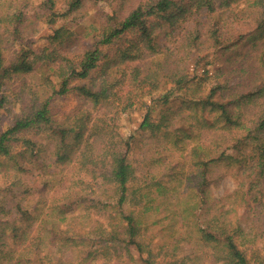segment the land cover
Returning <instances> with one entry per match:
<instances>
[{"label": "trees", "instance_id": "obj_1", "mask_svg": "<svg viewBox=\"0 0 264 264\" xmlns=\"http://www.w3.org/2000/svg\"><path fill=\"white\" fill-rule=\"evenodd\" d=\"M89 1L92 0H64V5L59 7L57 0H43L34 11L27 13L23 10L29 5L26 0L17 3H13L14 0H0V92L16 78L38 71L43 76L39 86L27 89L28 103L23 114L16 115L0 133V155L10 156V166L16 174L27 173L35 167L47 169L40 154L47 146L56 158L55 165L80 164L86 170L92 188L98 187L100 194L87 192V187L79 190L78 184L83 181L71 183L62 200L51 202V210L65 215L74 205L87 204L105 210L113 208L121 220L99 240L132 246L145 264H154L149 259L152 257L150 242L138 241L137 236L154 226L168 230L178 225L176 219L167 228L162 222L176 215L169 210L164 217L157 216L150 221L151 213L163 210L162 196L170 192L168 178H175V166L167 165L165 168L169 171V174H163L166 180L164 176L159 178L148 174L141 176L140 184H135L138 176L127 160L133 137L118 135L111 141L108 150L105 142L100 143V132L93 129V132L87 133L88 126L79 118L59 120L51 109L54 99L72 90L94 105L118 94L119 91H114L117 82L110 83L109 80L97 86L72 83L90 77L99 66L105 47L123 40L128 33H134L139 45L119 49V64L124 65L121 75L125 70L127 75L130 69L129 86L133 85L136 90H140L149 79L154 90L162 84L171 83L179 91L174 99L180 100L178 111L168 113L162 108L157 113L156 121L152 116L155 108L147 111L139 129L159 132L166 140L172 139L173 146L182 144L181 149H186V142L198 136L209 138L189 148V169L175 173L176 178L194 184L191 199L195 205L191 208V214L199 208L210 209L212 192L209 175L215 165L227 163L241 177L239 188L229 194L235 199L232 210L221 211L206 226L195 225L194 232L204 246L212 248L213 255L221 264H264V254L259 249H255L253 256L249 257L245 248L264 238L258 227L262 214H255L257 208L264 212V110L254 115L253 119H244L247 115L242 107V104L264 96V59H260L258 66L253 64V60L249 67L230 71L227 73L231 75L230 79L219 81L211 88L199 84L205 81L202 77L194 86L190 70L191 64L198 65L200 58L209 54L198 55L199 51L226 53L240 44L245 37L237 30L242 21L253 20L257 32H264V0L252 5L247 3L240 9L231 6L239 0H141L122 15L121 5L118 4L111 12L105 13L101 27L94 33L84 34L88 37L81 41L79 36L82 32L77 30L80 19L88 14L86 3ZM117 1L106 0L109 5ZM42 18H46V23L53 29V33L46 38V44L62 48L60 62L45 59L34 46L32 36L35 23ZM75 42H79L76 46L82 48L77 57H73L75 51L70 49ZM145 56L151 59L147 68L132 66L131 63ZM212 63L205 62L203 68L206 73L205 65ZM232 76L235 78L232 79ZM160 77L164 79L163 83L155 84ZM170 91L159 96L155 106L161 104L163 107L171 103ZM129 93L132 91L121 93V109L127 113L135 104ZM193 125L197 126L198 134L192 130ZM35 128L46 133L48 142L31 140L25 151L12 153L11 141L15 136ZM206 131L211 134H203ZM155 161L164 162V159ZM106 187H109L110 194ZM33 188L34 185H29L21 194L12 196L15 213L10 218H3L5 210L0 204V259L18 257L20 264H47L39 249L42 236L34 228L37 207L32 209V205L25 202ZM19 195L23 197L19 198ZM112 197L116 198V202L111 201ZM240 210H243V214L239 213ZM230 212L235 216V223L229 221ZM62 220H66L65 217ZM213 220L218 221L217 227H211ZM243 220L250 225L242 226ZM58 230L55 226L48 230L51 242L59 241L67 247L81 244L83 247L79 254H84V259L92 255L93 251L86 249L90 244L87 237L69 236ZM22 250L27 253L18 256Z\"/></svg>", "mask_w": 264, "mask_h": 264}, {"label": "rangeland", "instance_id": "obj_2", "mask_svg": "<svg viewBox=\"0 0 264 264\" xmlns=\"http://www.w3.org/2000/svg\"><path fill=\"white\" fill-rule=\"evenodd\" d=\"M19 1L14 0L13 3ZM26 1L29 2V5L25 6L23 10L31 13L43 0ZM57 1L59 7L64 5V0ZM139 1L141 0H119L110 3V5L106 0L87 2L86 9L88 14L80 19V28L78 27L77 30L82 32L79 39L83 41L88 37L84 34L97 31L105 19V13L111 12L118 7V4L121 5L122 15L128 9L136 6ZM186 1L183 0V2ZM257 1L261 0H239L231 6L233 9H237L238 7L240 9L244 8L247 3L252 5ZM36 21L32 36L35 48L47 60L56 59L57 62L62 61V54L60 53L62 48H58L54 44H46V38L53 33L51 26L46 23L47 19L42 18ZM59 24L61 25V22ZM75 28L73 27V29ZM237 30L245 37L232 51L220 53L215 50H202L198 52V55L209 54L203 59L200 58L198 65H190L191 77L193 79L192 84L194 86L202 77L205 79L204 82L199 83L202 87H214L219 81L230 79L231 75L227 74L230 71L239 67H249L253 60L255 61L253 64L257 65L260 63L261 58L264 59V32H257L256 24L253 23V20L242 21L241 26ZM79 42L73 43L74 45L70 48L75 51L73 57L79 56L82 51L81 47L76 46ZM132 45H139L137 35L128 33L127 37L123 40L105 47L99 66L92 71L90 77L72 83V85L93 84L97 86L104 85L103 82L109 80L110 83L117 82L114 91H119L118 94L110 96L107 100L94 105L92 102L83 99L78 92L72 90L54 99L51 104L52 114L59 120H66L69 117L72 120L74 118L81 119L88 126L87 133L93 132V129L94 132H100V143L105 142L108 150L111 141L116 139L118 135L125 138L133 137L127 160L128 163L134 166L136 175L138 176V179L134 182L135 184L141 183L142 175L150 174L161 178L164 176V173L169 174V171L165 170L167 165L171 167L175 166V178H168L170 183L167 185L170 187V192L166 196H162L164 200L163 210L159 213H151L150 221L154 220L157 216L164 217L167 214V210H169L171 211L170 213L173 212L176 215L169 216V219L162 222L167 228L176 219L178 225L172 229L170 227L168 230H161L163 227L160 226L158 228L154 226L146 233L137 236L138 241L147 240V242H150V247L152 248V257H149L150 261L154 264H221L222 262L216 260L217 256L213 255L212 248L202 244L198 234L194 232V227L195 225L206 226V223L219 215L221 211L232 210L235 199L229 197V194L239 188L241 177L227 163L215 165L209 175V187L212 192V198L209 203L210 209L199 208L191 214V208L195 205L191 199L194 184L186 183V179L176 178L175 173L176 171L180 172L189 169V148L199 141H205L209 138L198 136L195 140H188L186 142V149H181L183 147L182 144L176 147L173 146L174 141L172 139L166 140L159 132L152 133L150 130L142 131L139 129V124L147 111L155 108L152 116L154 117L153 120L156 121V118H158L157 113L159 114L162 108L168 113L178 111L180 100L174 99L179 95V91L175 90L171 83L162 84L161 87L155 90L149 84L152 83L151 79L145 85L143 84L140 90H136L133 85L129 86V76L132 75L131 70H127V75L125 73L126 70L123 72V76L121 75V69L124 70V65L119 64V61H121L119 49ZM171 45L173 44H169V46ZM149 60H151L150 57L145 56L141 60L131 64L132 66H141L142 69H145L150 64ZM206 61L213 62L212 65H205L208 70L207 73L205 68H203ZM42 77V73L38 71L31 75L16 78L0 92V133L8 127L16 115L23 114L22 112L28 103L27 89L31 86H39ZM234 78L232 76V79ZM163 80L160 77L155 84L163 83ZM169 89L171 90V103L163 107L161 104L155 106L156 99L167 93ZM128 90L132 91L128 95H132L130 98L135 101V104L127 113L121 109V102L123 101L121 93ZM189 94L193 93L189 92ZM242 105L243 112L247 115L244 119H253L254 115H258L259 112L264 110V96ZM188 122L190 123L191 121ZM192 130L195 134H198L197 126L193 125ZM203 134L209 135L211 133L206 131ZM45 137L46 133L41 129L35 128L21 132L11 141V152L18 153L25 151L28 148V141L31 140H42V142L47 143L48 140ZM40 154L44 158L42 161L45 160L46 162L47 169L42 170L35 167L27 173L17 174L10 166V156L0 155V204L5 210L2 214L3 218L7 219L14 216L15 207L12 196H17V193L21 194L26 187L29 188V185H34L32 194L25 198V202L28 201V204L32 205V209L37 207L34 213L37 223L34 228L42 236V244L40 245L41 247L39 246V249L43 254L42 256L45 257L47 264H145L134 247L99 240L105 232L113 230L121 220L120 215L113 208L108 207L105 210L99 207L87 206V204L74 205L72 210L65 215L51 210L49 207L51 202L62 200L66 196L71 183L83 181V183L78 184L77 188L81 190L87 187V192H94L97 195L100 194V190L96 186L92 188L86 170L80 164L72 162L69 166L62 164L55 165L56 158L52 156L50 147L48 146ZM158 158L164 159V162L157 163L155 159L157 160ZM166 178L164 176L165 180ZM14 183L16 184L14 185ZM45 183H47L46 186L44 185ZM106 189H108L107 193L110 194L109 187H106ZM18 197L22 198L23 195H19ZM112 198L111 201L116 202V198ZM239 213L243 214V210H240ZM229 214V221L235 223L234 214L232 212ZM255 214H262L258 227L263 233L261 237H264V212H260L257 208ZM62 217H65L66 220H62ZM217 222V220H213L211 227H217ZM241 224L244 227L250 225L244 220ZM54 226L59 229L58 232H65V235L87 237L86 239L90 241V244L86 249L87 251L92 250V255L84 259V254H79V251L83 247L81 244L67 247L59 241L51 242L48 230ZM255 232L257 237H259L257 229ZM245 248L249 257L253 256L255 249H259L264 254V238L262 241L257 240L252 247L245 246ZM25 253L27 252L22 250L18 253V256L21 254L25 255ZM0 264H20V262H18L17 257L0 259Z\"/></svg>", "mask_w": 264, "mask_h": 264}]
</instances>
